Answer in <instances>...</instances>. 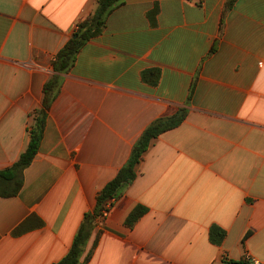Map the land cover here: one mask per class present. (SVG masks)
<instances>
[{
    "label": "crops",
    "instance_id": "crops-1",
    "mask_svg": "<svg viewBox=\"0 0 264 264\" xmlns=\"http://www.w3.org/2000/svg\"><path fill=\"white\" fill-rule=\"evenodd\" d=\"M228 1L126 0L59 74L99 0H0V171L27 149L46 83L62 82L22 190L0 197V264L62 260L144 130L182 107L95 220L82 262L93 249L86 264H264V0ZM154 68L156 87L142 78ZM138 205L148 212L129 228Z\"/></svg>",
    "mask_w": 264,
    "mask_h": 264
},
{
    "label": "trees",
    "instance_id": "trees-1",
    "mask_svg": "<svg viewBox=\"0 0 264 264\" xmlns=\"http://www.w3.org/2000/svg\"><path fill=\"white\" fill-rule=\"evenodd\" d=\"M237 0L228 1L227 9H232ZM126 0H99L96 12L85 19L78 25L77 31L74 33L67 44L57 53L53 67L56 73H68L74 67L78 54L82 48L92 39L100 36L107 26L109 16ZM158 13L155 7L151 11L149 17L154 20V16ZM77 35V38L74 36ZM161 70L148 69L143 71L142 78L145 83L152 87H156L160 81ZM61 78L58 75L53 76L44 87L43 107L38 110L34 117V123L30 128V142L25 152L20 156L19 160L8 169L0 171V197L11 198L19 195L24 185V171L35 160L43 139L44 128L48 112L55 101L60 88ZM186 107L179 108L170 116L160 117L154 120L142 133L137 140L128 161L119 170L116 177L110 181L97 196L96 208L93 212L87 213L85 219L75 237L68 254L59 262L53 264H86L91 256L93 249L82 259L86 252L92 231L95 227V220L102 216V212L107 206L111 210L114 200H119L124 196L125 190L133 184L138 176L137 167L139 166L148 151L152 142L160 138L162 134L174 130L181 126L188 116ZM148 212L145 206L138 205L128 215L125 225L133 228L135 224ZM42 226V222L38 224ZM20 228L16 234L20 233ZM226 232L218 226H213L210 230V240L212 244H221L225 239ZM98 243V238L94 242V247ZM93 247V248H94ZM233 264V262H231Z\"/></svg>",
    "mask_w": 264,
    "mask_h": 264
},
{
    "label": "built area",
    "instance_id": "built-area-1",
    "mask_svg": "<svg viewBox=\"0 0 264 264\" xmlns=\"http://www.w3.org/2000/svg\"><path fill=\"white\" fill-rule=\"evenodd\" d=\"M77 29H78V27H77ZM109 206H107L106 208H105V210L102 212V219L104 220V219H106V218H108V216H109V213H110V210H109ZM242 264H263V263H261L260 261H258L257 259H255L254 257H252L250 254H247V255H245L244 257H243V259H242Z\"/></svg>",
    "mask_w": 264,
    "mask_h": 264
},
{
    "label": "water",
    "instance_id": "water-1",
    "mask_svg": "<svg viewBox=\"0 0 264 264\" xmlns=\"http://www.w3.org/2000/svg\"><path fill=\"white\" fill-rule=\"evenodd\" d=\"M77 37H78L77 35L74 36V38H77ZM234 264H242V263H234Z\"/></svg>",
    "mask_w": 264,
    "mask_h": 264
}]
</instances>
